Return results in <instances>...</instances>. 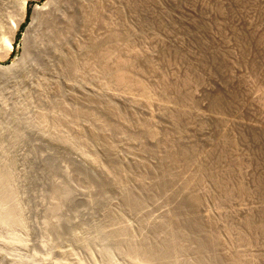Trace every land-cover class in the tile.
<instances>
[{
    "label": "bare ground",
    "instance_id": "6f19581e",
    "mask_svg": "<svg viewBox=\"0 0 264 264\" xmlns=\"http://www.w3.org/2000/svg\"><path fill=\"white\" fill-rule=\"evenodd\" d=\"M137 1L45 0L43 6L36 9L35 17L39 24L49 29L35 31V39L32 37L28 39V52L29 46H32L35 40L40 42L45 40L48 50L61 46L64 51L60 54L58 63L60 78L66 83L65 80L70 72L79 71L84 81L87 79L88 83L91 81L97 86H85L77 93L78 91L71 90V92L66 88L68 86L60 83L57 78L51 80L57 77L58 74L55 72V76L51 74L54 77L50 76L48 80L47 76L43 77L46 78L47 87L50 86L55 97L58 98H56V105L59 107L57 113L63 111L62 114L59 113L61 116L56 115L55 119L60 116L61 124L77 131L74 135L78 133L80 137L75 135L79 140L78 142L76 139L75 144L80 145L83 142V147L87 145L90 147L89 153L92 155H87L89 161L98 165V170L102 173V176L97 178L99 182H96L100 191L118 193L123 206L131 212L132 210L135 212L136 208L141 209L138 207H146L147 200L157 202L159 196H163L165 202L171 205L170 207L163 202L161 204L157 202L159 206L170 208L165 213L164 210L161 211L163 213L161 218L154 219L151 223L150 231L153 236L146 237L143 246L140 247L143 257L148 261L157 260L158 264H170L171 257L175 256L178 259L180 258L178 253L187 252L189 255L194 254L193 262L197 264H242L244 262L240 260L241 255H238L240 253L231 252L229 246L224 244L222 255L216 251V248L223 246L222 241L220 242L223 240L219 234L220 229L233 230V233L235 230L240 238L247 237V232L252 235H248L249 237H254L260 244H264V164L260 166L259 163L258 166L255 163L258 158L254 155L256 161L253 163L256 166L253 165L251 157L254 152H251L250 157L248 153L254 146L250 145L251 149L249 144V147L246 146L249 148L246 149L248 153L244 151L245 147H239V144L245 141L240 139L241 130L238 132L241 137L237 139L241 142L234 137H238L235 133L238 130L234 132L236 135L231 134L235 130L233 128L240 126L248 130L252 129V132L250 131L252 134L259 131L264 135V0H180L188 3L184 9L179 8L180 3L174 4V2L169 6L170 0L167 2L169 6L167 9L155 3V0L152 1L153 3L149 0L152 5L148 3V8L145 3L146 9L148 8L147 11H152L153 14L149 12L148 16L146 13L148 18L143 16L144 12L141 15L139 13L140 19L138 15L136 18L140 21L135 19L139 26L136 22L135 25L132 24L138 26L135 29L125 23L127 19L125 13L130 11L136 16L139 5ZM25 2L20 0L22 9L20 20L24 16ZM198 5L202 10V19L201 13L197 14ZM144 9L143 11L147 12ZM131 13L128 16L133 17ZM151 15L153 20L150 19ZM197 15L200 16L197 19L202 20L200 31H197L200 23H194ZM180 17H185L184 21L176 20ZM20 20L12 21L10 34L5 38L8 52L13 48L14 33L19 27ZM191 28L193 30L197 28L195 31L200 32L199 36L202 34L200 36L202 39L198 40H202L206 49H209L208 56L211 58L209 64L205 63L206 59H200L199 62L205 61L200 64L195 63L198 62L195 53L193 54L192 50V55L187 43L185 45L182 42L192 36L194 31L190 34L187 30ZM239 30L248 33V36L250 34V42L246 41L244 34L242 36L245 40L239 39L241 33L237 34ZM194 36L191 38L197 39ZM140 41L150 42V45L143 46ZM196 44L202 47V44ZM210 47L213 48V52L210 51ZM200 51L195 52L200 53ZM169 56H173L169 58L170 61ZM172 58L178 60L171 61ZM238 58L239 61L242 59L243 64L239 63ZM176 60L181 64V68L179 67L181 70L177 67L179 65ZM218 62L219 64L223 62L225 65L222 73L220 72L222 78L219 73L216 75L217 78L215 74L212 75L213 66L217 69ZM237 63L240 65H235ZM93 66H97L95 68H98V71ZM231 66H235L237 70L234 72ZM242 66L246 72L239 70L238 67ZM177 68L181 74L179 70L176 74ZM167 69L172 71L173 76L170 77L166 73L169 71ZM220 69L218 70L221 71ZM203 73L211 74L207 77ZM248 73L253 76L255 82ZM212 81H217V84ZM194 83L198 88L190 87ZM105 87L108 91H105ZM113 87L120 88L124 94ZM109 88H113L114 91ZM234 89L238 91V96ZM118 91L121 95H116L118 93L115 92ZM191 92H196L194 96L192 95L194 98ZM206 94H210L211 97H207ZM69 95L72 100L78 102L77 106L71 105L73 108H69L70 104L65 105L64 100H67L65 96L69 97ZM201 100L211 114H207L205 107L202 108L206 112L202 113V109L199 108V103L202 104ZM223 103L232 107L233 118L223 120L221 116L223 114L224 117V112L216 115L223 108ZM152 105L157 106L156 112L153 111ZM229 109L231 110L228 108V111ZM212 111L216 114L215 112L212 114ZM244 115L249 118L240 119V117L244 118ZM226 116H229L228 113ZM208 120H211L213 125H209L212 123ZM59 121L57 120V123ZM231 126L234 127L231 129ZM243 128L241 133L247 136V133L244 134L246 129ZM198 132L202 134L200 140L204 138L203 141L208 142V145L204 144L206 148H202L198 143L199 138H195L194 134ZM262 135L260 136L264 138ZM72 137V140H69V137L65 138L67 140L64 139V142L73 143L75 141L73 134ZM248 137L252 140L251 136ZM258 140L260 141L259 138ZM120 141L126 143H122L126 145L124 148L119 146ZM248 142L246 140L243 144ZM258 149L257 154L260 151ZM100 152L106 157V160L103 157L102 165L98 163L102 156ZM260 152L259 155L255 154L263 155L264 158V154ZM222 160L226 163L224 164ZM261 160L264 161L262 158ZM235 175L239 178L238 181L235 178H233L235 181L231 180ZM248 175L252 176L253 181L247 179V183L250 181V184L253 183L252 187L244 181ZM203 183H207L209 188H212V192L207 190L212 194L209 196L223 205L218 216H215L216 213L213 216L209 213L211 211L207 210L209 205L206 208L204 200L208 199H204ZM244 197L251 198V204H255L248 205L245 202L246 207L241 206ZM235 200L238 202V207L236 205L238 209L233 205ZM155 202L153 205L156 204ZM225 207L230 208L228 209L230 214L223 211ZM261 252L260 259L264 261V252ZM188 261L192 262L187 260V263Z\"/></svg>",
    "mask_w": 264,
    "mask_h": 264
},
{
    "label": "rangeland",
    "instance_id": "374dc122",
    "mask_svg": "<svg viewBox=\"0 0 264 264\" xmlns=\"http://www.w3.org/2000/svg\"><path fill=\"white\" fill-rule=\"evenodd\" d=\"M25 1H26L24 5L25 10L23 11L24 16L23 19L20 20L21 19L20 17H22L20 0L18 1L0 0V264H136V263L158 264L157 260L152 259L151 262L148 261L147 258L143 257L144 254L142 255V253L140 252V247L143 246V242L146 237L151 238L153 236L152 231H150L151 228L150 225H152L151 223H153L154 219L157 220L160 219L162 213L161 211L164 210L163 211L164 213L167 212L168 209L171 207V205L165 202L166 200H164L165 198H163V196H159L157 197L158 198L157 202H160L159 204L163 202L165 205L168 204V206L170 207L164 205L165 206L164 208L162 205L159 206L157 202H155V200L152 201L153 203L147 200V205H145L146 207L143 208L138 207L141 209H137V208L135 209L136 211L138 210V212L136 211L134 212L133 210L131 212V210L129 211L128 208H127L128 209L127 212L126 207L123 206V203L120 200L121 197L118 198L120 196L118 193H115L113 191H107L104 193L100 191V188L96 182H99L97 178L101 177L102 173L101 171L98 170L99 169V167H97L98 165L91 164V162L89 161L90 158H88V156L92 155L91 153H89L91 149L88 145L86 147H89V149L86 148L85 146L83 147L82 144L83 142L81 141H80L81 142L80 145L79 144L77 145V143L75 144V142H77L76 137H80L78 136V133L75 134L77 135L75 137L74 133L76 130H74V128L72 130L71 127L70 129L68 126L66 127L65 124L60 123L59 118L61 116L60 114H62L63 111L61 110L62 113L60 111L59 112L60 114L57 113L59 111L58 109L59 107L56 105L58 98L55 97L56 95L53 93L50 86L47 87L45 83L46 78L43 77L47 76V80H48V78L54 77L55 73H57L58 74L57 77L51 80H55L57 78L58 81H60V83L62 82L68 86L66 88H69L70 91L71 90L76 92L78 91L77 93H79V91L83 87L85 86L91 87V86H95V84L93 82L91 83V81H89L88 83L87 79L84 81L81 72L79 71L70 72L65 80L66 83L60 78L58 63H59L60 54L64 51V48L61 46H57L52 50H48L46 48L45 40L44 42L35 40L33 42V45L29 46L30 50L28 52V46H27L28 39L30 37H32V39H35L34 38L35 31L38 30L46 31L47 29H49V27L46 28L42 24H39L35 17L36 9L41 8L45 0H25ZM139 1L140 0L137 1L139 4L137 8L141 10L142 7V10L139 11L137 9V12L135 11L136 16H134V14H132L130 11L128 12L126 10L128 13H125L127 16L126 17L127 19L125 18L126 19L125 23L128 24L129 26L132 24L135 25L136 23H138V21H140L139 19L142 12H144L143 15L144 17H148L152 13V11H147L149 8L148 3H150V1L154 2V0H150V1L141 0L142 2ZM155 1H156L155 3L161 4L163 8L166 7L165 9H167V7L170 6L169 4L174 2H175L174 4L180 3L179 6L180 9H184L186 6H188V3L182 2L183 0L182 1L170 0L171 2L168 0H159V1L155 0ZM167 2H170L168 3L169 6L167 5ZM142 3L144 5H142ZM145 3L148 6L147 9ZM152 3L150 4L152 5ZM143 8H145L144 10H146L147 12L143 11ZM200 8L201 7L198 5L197 14L199 15V13H201V17L200 16L199 17L202 19V10ZM129 13H131V15H133V17L135 18H133L132 16H128ZM146 13H148L147 14L148 16L145 15ZM198 15L195 17L194 23L196 24L200 23L198 30L197 28H195L197 31H200L199 29L202 28V24H201L202 20L197 19ZM136 17H138L139 19ZM151 18L153 20L152 15L150 19ZM183 18L185 17L176 18V20L182 19V21H184ZM135 19L136 20L138 19V21H136ZM18 20H20V23L17 31H15L14 33V38L12 43L13 48L11 51L8 52L5 38L10 34L11 24H13L14 21H18ZM136 25L139 26V23ZM138 26L136 27L133 26V28L135 27L136 29ZM189 27L192 26L189 25ZM192 28L187 30L189 31L190 34L192 33V31H194L193 34H191L192 35L191 37H193L196 34L198 37L196 35L194 37H196L197 39L195 38L193 39L189 37V38H185V40L182 42L185 45L187 43V46L190 47L188 48L190 52L193 50V54L195 53L196 56L195 55L194 56L198 58L197 59L198 62L200 59H206V62L204 60H201L199 63L197 61L195 63L200 64L203 61L206 64H209L211 62L210 60L211 58L208 56L210 55V53L208 52L209 49H206V47L203 45L202 40H198L199 38L202 39V37H200L202 36V34L199 36L198 33L200 32H197L195 31V29L193 30ZM45 31L43 34H45ZM240 32L241 30H239L237 34L239 35ZM201 33H202V29H201ZM242 35L245 37L246 41L250 42L249 41L251 40V37H249L250 34L248 36V33L241 32L238 37L243 41L245 39ZM241 36L242 38H240ZM42 38L44 39V36ZM191 40L194 43H191L192 42ZM196 43L200 45L202 44V47H200ZM140 44L143 46H149L150 42L140 41ZM199 49L202 50L200 51ZM194 50L195 51L197 50V52L200 51V53H197ZM189 51L188 53H190ZM210 51L213 52L212 47H210ZM171 57L173 56H169L168 60ZM175 59L177 58L174 59L172 58L171 61ZM239 59L240 58H238V61ZM177 60L175 61L176 63L178 62L179 66L177 67L181 68L180 66L181 64H179V61ZM216 61H218V59ZM175 62L173 61V63ZM239 63L243 64L242 59L239 61ZM235 65H240V64L237 63ZM219 66L221 69L219 68ZM217 67L218 68L215 69V67L213 66L212 71L214 72H212V75L215 74L216 76L219 73V76L221 75L220 78H222L221 73L224 70L223 67H225V65L223 62H221V64H219L218 62ZM231 67L233 68L231 69L234 70V72L237 70V69L235 70V66L234 67L231 66ZM178 68L177 70H175L176 74L179 73L178 70L180 68L179 69ZM238 68L241 72H246L243 66ZM214 69L216 71H219L218 69H220L221 71L216 72ZM95 70L98 71V68H95ZM228 70L229 69L227 67V71ZM166 73H168L170 77L173 76V73L172 71L170 72V70L168 72L166 71ZM51 74L52 75L54 74V76H52ZM179 74H181V71ZM209 74L211 73H203V75L207 77L209 76ZM248 75L254 81L253 76H251L250 73H248ZM212 83L216 85L217 81H212ZM195 84L196 83H194V85H191L190 87L193 89L197 85ZM196 87L198 88V86ZM113 88L112 89L109 88V90L112 91ZM114 89L123 92L121 91L120 88L119 89L114 88ZM105 91H108V88H106ZM119 91L115 92L118 93L116 95H121ZM234 91L236 92L235 89ZM194 93H192L191 96ZM236 93H237L236 95L238 96V91ZM206 96L209 97L210 94L209 95L206 94ZM66 98L67 100H64L66 101L65 105L66 103L70 104L69 106L66 105L69 108H73L74 106L78 105V102H76V100H72V98H70V95L69 97L65 96V99ZM73 101L77 104H75ZM201 101L202 104L199 103V108H201L203 111L202 113H204L206 112L204 110L205 109L207 110L209 108H206L207 106H203L204 105L203 100ZM71 105L73 107H71ZM228 105L229 104L223 103L222 109L217 107L222 111L218 109L219 110L218 114H216L218 110H215L216 112L212 111V114L213 112H215L216 115H220L222 114L220 112H224L225 115L226 113H228L229 116L225 117L224 115L223 117L222 114L221 118H223V120L225 118L228 119L233 118L232 107L230 106L228 107ZM154 106H153L154 108L153 111L155 110L156 112V110L158 109L156 105ZM202 107H205V109ZM227 107L231 108V110L229 109L228 111ZM207 111H208L207 114L208 113L211 114L210 110ZM56 115H60L58 119H55L57 118ZM244 116H245L244 118L240 117V119L247 120L249 118L246 117L247 115ZM57 120L59 121V123H57ZM209 125H213V123ZM233 127L234 126H231V129ZM239 127L240 126H238V128L237 127L233 128L235 130H233L231 134L236 135L235 133H237L238 135L239 134L238 132H240L239 130H241L242 132L243 127H240L241 129ZM243 129H246L244 130L246 131L244 134L247 133V136L243 135L240 132L243 138L241 137V135H238V137L237 136L234 137H236V140L241 137L240 139L245 140L244 142L248 140L250 143L248 142L247 144L246 143L243 144L244 142L242 141V143L240 144L237 143V144H239L240 148L245 147L243 148L244 151L246 149L249 150L248 147L250 145H252V147L254 146L255 147L254 150L256 152L253 150L254 147L251 149L250 146L251 151H249L248 153V150H246L247 151L246 153H248V156L250 157L251 156L250 154L254 152L252 154L253 156L251 157L252 163L256 161L254 160L255 159L254 155H255V157L258 158V161L255 163L258 166L259 163H261L260 166H263L264 161L261 160V158L264 159L262 157L263 155L257 156L259 155V152L261 150L262 152L260 153L264 154L263 153L264 148H262L264 147V140L261 141L264 138L260 136L262 135V133L261 132L259 133V131H255L254 132L255 135H254L250 133V131L252 132V129L250 130H248L247 128H243ZM72 134L75 137L74 138L75 141L73 140L74 141L73 143L69 141L72 140L73 138ZM199 134H200L199 132L198 134L197 133L194 134L195 138L197 139L199 138L198 139L199 145H201L202 148H206L208 142L205 140L206 142L205 143L203 141L204 138L200 140V138H202L201 137L202 134H200V136H196ZM248 135L251 136L252 140L256 139L255 140L256 142L252 141L250 137H248ZM68 137L70 138L68 140L69 143L65 141L66 142L65 144L64 139ZM244 137H248V138L244 139ZM258 138L260 139L261 142L258 140ZM199 141L202 142L200 143ZM120 142L121 144H119ZM120 142L117 143L121 148H124V146L126 145L122 143L125 142L123 141ZM70 143H72V145L74 144L75 145L72 146ZM258 147L261 148L258 149ZM257 149L258 151L260 150L258 154H257ZM100 153L98 156H100ZM104 156L103 155L101 156L100 159L101 161L98 162L99 164L101 163L103 164L104 159L106 158ZM223 162L224 164L226 163L225 161ZM253 165L255 164L253 163ZM235 176H232L231 180L233 178L235 179L238 178L237 176L236 177ZM249 178L251 181H253L252 176L249 175L246 177V180L247 179L249 180ZM246 180L244 178V181L247 183L248 180L247 181ZM250 183L247 184L252 187L253 183L252 184ZM232 185H236V184H232ZM202 187H203L202 192L205 193L204 199H208V200H204L206 208L209 205V209L207 208V210L209 211L211 210L209 213L212 216L215 213H216L215 216H218V214L220 213V207L223 205H221L220 202L218 203V200L216 202L215 199H213V197L209 196L212 194H209V191L207 192V190L211 191L212 188L211 187L209 188L207 183H203ZM210 197L212 199H210ZM245 198H247L248 200H250L251 198L249 199V197H244V200H241L242 203L241 206L246 207L247 204L248 205L251 204V200L250 202H248V200ZM235 201L236 202L235 203L233 202L234 203L233 205L235 206L236 209H238L237 208L238 202L237 200ZM154 202L156 203L155 205H153ZM245 202H247V204ZM228 209L230 208L225 207L223 211L228 212V214H230V210ZM140 230L142 232H140ZM220 231L221 232L219 234H221L222 237L221 239H223L224 242L223 240H220V242L222 241L221 243H223V246L220 245L216 248V251L219 252V254L221 255L223 254L221 253V250L223 247L225 248V245H227V247L229 246L228 248L230 249L231 252H235V253L237 252L236 254L240 253L238 255H241L240 260L241 262H244L242 264H262L264 262L263 259H260V255H261L260 252L261 251L264 252V247H263L264 244L261 243L263 244L261 245L260 242L256 241L254 237L248 236V235L252 236L251 234L246 232L247 237L244 236L243 238L242 237L240 238L238 237V234L235 233V230L234 233L233 230L231 231L229 229L226 231H224V229L223 230L220 229ZM245 237L246 239H244ZM130 248L132 251L130 250ZM219 249L220 251H218ZM131 252L134 253L131 254ZM178 254H179L178 256L180 257L178 259L181 260H178L175 256L171 257L170 264H179V263L197 264L195 263V261L193 262L195 258L194 254L190 253L189 255L187 254V252H185L184 254L182 253L181 254L178 253ZM191 257L193 259H191ZM133 258L135 259V262ZM187 260H192L193 263L192 262L190 263V261H188L187 263ZM183 261L184 263H182Z\"/></svg>",
    "mask_w": 264,
    "mask_h": 264
}]
</instances>
